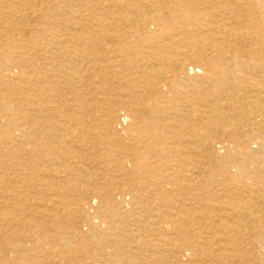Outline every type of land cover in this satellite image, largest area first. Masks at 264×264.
Masks as SVG:
<instances>
[{"label": "rangeland", "instance_id": "rangeland-1", "mask_svg": "<svg viewBox=\"0 0 264 264\" xmlns=\"http://www.w3.org/2000/svg\"><path fill=\"white\" fill-rule=\"evenodd\" d=\"M26 1L30 0H0V264H264V230H259L264 227V215L258 213L259 228L249 229L246 222L228 218L220 210L229 204L245 207L244 196L250 192L260 201L249 203V207L257 211V208L264 207L261 204L264 201V137L257 132L248 139L243 129L235 136L231 133L216 136L210 131L213 144L209 146V142L205 145L202 157L196 156L197 153H185L189 161H182L183 158L176 153L157 152L156 145L163 141L144 140L148 149L141 148L143 142L137 140L139 136L135 125L151 127L146 118L135 125L131 121L119 120L115 124L119 136L114 140H105V134L112 132L108 121L113 118V104L126 99L125 85L115 80L104 81L99 73L91 69L93 61L89 57L78 63V76L94 75L95 86L84 88L85 82L67 86L68 94L63 85L64 72L76 64L71 58V49L62 46L59 41L67 39L68 45H71L75 42L74 37H83L89 44L88 50L96 51L97 44H107L108 41L92 32L90 25L111 30L110 17L112 14L118 17L117 8L113 9L106 0L38 1L34 2L35 15L25 14L27 28L22 29L12 17L14 7H19L16 2L25 5ZM104 4L108 6L107 11L103 8ZM243 11L246 13L245 9ZM253 11L256 14L254 19L245 17L244 21L249 20L247 26L259 32L257 29H262L264 25V5L254 0ZM144 13L145 20H148L150 14ZM120 29L122 31L124 27ZM154 29L152 26L150 31ZM127 30L132 36L140 35L139 30L129 29L128 25ZM255 35L259 42L261 34ZM143 38L147 36H142L141 40ZM249 42H252L250 38ZM129 43L135 46L133 41ZM105 55L101 53L96 57L104 60ZM244 63L242 70L236 67L230 70L236 80L232 90L236 87L235 91H240L244 87L263 86L264 68L260 70L261 74L256 69L261 65L252 64L249 59ZM237 77L246 83H238ZM120 87L116 90L119 97L112 98L107 94L108 90ZM203 89L207 91L203 97L194 91L189 99L195 114L206 116L204 107L212 102L217 93L215 89ZM232 90L227 87L226 93H234ZM74 97L91 102L86 105L79 103L76 107L85 119L76 120L78 125L72 127V137L79 143L67 148L78 165V172L71 173L64 159H57L55 166L48 163L51 156L46 149L48 147L42 144H52L53 139L48 134V123L43 114L46 115L48 109L53 111L57 108L59 112L69 103L75 104L72 101ZM165 97L166 102H172V95ZM91 126L94 129L90 130ZM24 130L31 132L30 138L25 136ZM125 130L134 133L128 137ZM203 132L208 131L204 128ZM92 137L95 139L92 140ZM187 140L191 142L193 139L188 138L184 142ZM138 152L143 155L136 157ZM145 157H148L149 164L158 167L156 170H160V174L176 173L177 181H180L183 172L190 175L188 185L193 194L190 196L183 191L180 197L178 191H171L170 185L166 186L167 183L158 180H153L151 185L142 184L137 178L148 172L143 167L144 163L148 165ZM119 168L129 175L124 177L125 183L120 178L113 185L111 179L116 180L120 176ZM201 169L204 171L202 175ZM60 171L62 175H76L81 180L80 186L63 184ZM131 180L134 184L130 183ZM180 183V186L185 184ZM128 190L132 192L128 193ZM97 192L110 196L114 194L111 199L101 197ZM121 192L125 195H118ZM224 195L228 196L227 200L222 199ZM60 202L66 207L57 205ZM170 212L179 216L177 226L169 220ZM237 224L242 229L236 232H228L224 228ZM178 232L181 233L180 238ZM180 239L195 242L198 248L195 250L199 251L196 254L194 251L182 253L184 249H179L178 245L183 243Z\"/></svg>", "mask_w": 264, "mask_h": 264}, {"label": "bare ground", "instance_id": "bare-ground-1", "mask_svg": "<svg viewBox=\"0 0 264 264\" xmlns=\"http://www.w3.org/2000/svg\"><path fill=\"white\" fill-rule=\"evenodd\" d=\"M38 1L43 2L46 0H30L26 1L25 5L16 2L19 4V7H14V17L12 18L13 21L18 23V25L22 26V29L27 26L26 22L28 20L25 18V14L31 15L33 13L34 2L36 3ZM62 1L63 0H61V2ZM123 1L106 0L113 9L117 8L116 12H118V17L114 14L110 17L111 30L109 29L106 31L105 29L99 28V25H90L92 32L98 37L108 41L107 44H103L105 42L97 44L98 48L95 47L96 51L92 49L88 50L89 44L85 42V38L83 37H74L73 40H75V42L71 45H68L69 42L67 39L59 41L62 46L71 49L69 52L72 56L71 58L73 62L76 64V66L68 67L64 72V84H62L65 85L64 89L68 90V94L69 88L67 86L73 87L78 84L80 85L82 82H85L84 88H86V86L90 88L95 86V82L92 80V78L95 77L94 75H85L84 77L78 76L80 72L78 63H83L89 57H91V60L93 61L90 64L91 69L94 72L99 73V76H102L103 80L105 79L104 81L108 80L113 82L115 80L117 83L122 82V84L125 85V89L123 90L127 91L125 92L126 95H124V98L126 99L122 102L117 101V103L115 102L113 104V118L111 117V119H109L110 121H108V123H111L112 127L109 129L112 130V132L108 131V133L105 134L103 137L105 140H114V138L119 136V132L115 127V124L118 123L119 120L131 121L132 123L134 122L133 125H135L139 124L144 118H146L147 121L151 122V127L141 128V126L135 125L139 136L137 137V140L138 142H143L141 148L148 149L144 140L152 142L163 141V143L160 142L159 145H156L155 149L158 150L157 152L165 154L176 153L183 158L182 161H189L190 159L185 157L184 154L191 155L192 153H197L196 156H201L204 152L205 145L209 144V142L211 143L209 146L213 144L210 141L212 134L223 136L231 133V135L235 136L240 134L243 129L246 130V133H244L248 139L253 138L257 132L264 137V85L261 86L259 82L254 79V82L259 84L260 88L254 85L252 87H244V89L240 91H235L238 87L234 90L232 89L235 87L236 80L235 77H232L230 74V70H232L233 67L241 69L245 64L244 62L246 59H249L252 64L261 65V68H256L258 69L257 73L264 68V25H262V29H257L258 27L255 28V30L257 29L259 32H254L252 29L253 27L247 26L249 20H246L247 22L244 21L245 17L253 18L254 15H256L254 11L252 12L254 0ZM259 4L264 5V0H259ZM104 5L103 8L107 11L108 9H106V7L108 6H106V4ZM37 6L38 5H36V7ZM243 9L246 10V13H244ZM144 12L150 14L151 17L148 20H145L146 15ZM243 13L245 15H243ZM28 18H30V16H28ZM250 20L252 21V19ZM262 22H264V20ZM127 25L129 29H135L137 32L139 30L140 35L132 36L131 32L127 30ZM252 25H254V23H252ZM152 26L155 28L154 31H150ZM123 27L124 30L121 31L120 28ZM254 27L256 26L254 25ZM42 28L43 27H41V29ZM24 30L23 32H25ZM259 33L262 38L258 42L255 34ZM142 36H147V38L141 40ZM249 38L252 42H249ZM129 41H133L135 46H131L132 44H130ZM101 53L106 54L104 60L96 57V55ZM93 64L96 66L92 67L91 65ZM251 77L252 79L254 78L253 75H251ZM237 78L238 83H246L242 78ZM204 87H207V89H215L217 96L213 98L212 102L204 107L205 109L203 111L206 116L201 114L196 115L193 104H191L192 102L189 98L193 96L194 91L199 97H203L204 93L207 92L203 89ZM227 87L231 88L234 93L227 94ZM119 89H121V87L112 88L111 90H108L107 94L112 98H117L119 97V94H117L116 90ZM70 94H72L71 91ZM166 95H172V102H166ZM178 97H181V99H178ZM72 101L75 102L76 106H74L75 104L70 105L69 103L70 106L67 105L66 107H62V111L60 110L58 112L57 108L53 109V111L48 109L47 114H43L44 119H46L48 123L47 131L50 132L48 134L53 139V142L52 144L47 145L46 143H43L42 145L45 148L48 147L46 149L51 156L48 162L50 165L55 166L57 159H64L65 164L68 163V166L71 168L70 172L75 173L78 172V165L75 164L74 161L76 158L70 154L67 148L79 143L72 137V127L77 124L76 120L83 121L81 117L85 119V115L83 117L80 110L77 111L76 107H78L79 103L86 105L85 103H90L91 101L89 100L86 102V99L82 97H74V100ZM236 103L239 104L240 107L237 105L235 106ZM156 106L158 107L157 110L155 109ZM115 109H117V112H115ZM152 113H154V115H152ZM195 116H197V119H194ZM256 127H258L257 130L255 129ZM204 128L207 129V133L203 132ZM92 129L94 128H90V130ZM24 131L25 136L30 138L29 135L31 132L29 133L28 130ZM125 133L130 137L134 132L127 130ZM194 137L198 139L194 140ZM188 138H192L193 140L191 142L189 140L184 142V140ZM91 139L94 140L95 137H92ZM135 140L136 138L133 139V141ZM262 144H264V142ZM136 154V157L143 155L139 152ZM207 154L209 155V153ZM145 158L148 165L144 163L143 167L145 170H148V172L143 177L137 178L142 184L151 185L153 180H158L162 183H167L166 186L170 185L172 189L171 191H178L177 193L180 197H182L183 191H187L190 196L193 194V189L188 185V179L190 180L191 178L190 175H187L184 172L181 174L179 180L185 184L180 186L181 183L179 184L180 181H177L176 173L169 172L164 175L160 174L161 171L156 170L158 167L149 164L148 157ZM182 161L181 167L183 166ZM117 171L120 172V176L116 178V180L111 179L113 185H115L117 179L120 178L125 183V180L123 179L125 176L129 175L127 172L122 171V168H119ZM200 171V174L202 175L204 171L202 169ZM59 173L62 178V183L66 184V186H80L81 180L76 175L74 176L69 173L62 175L63 173L61 171ZM192 180L193 179H191V181ZM194 180L198 182V179ZM130 183L134 184V180H131ZM102 185L106 186L105 184ZM177 185L181 188H176ZM131 192L132 190H128V193ZM113 194L110 196L108 193L97 192V195L111 199ZM84 195L85 194H83V197ZM118 195L123 196L125 193L121 192V194ZM132 196L134 198L136 197L134 195ZM237 196H240V194ZM222 197V199H228V196L226 195ZM244 198L246 200L244 204H247L245 207L240 208L237 205L233 206L232 204H229L225 207H221L220 210H222L228 218L231 217L232 219L235 218L241 222H246V224L250 226L248 227L249 229H257L260 227V221L257 216L258 213L264 215V211H259L264 209V207L257 208L258 211L249 207V203H255L256 200L260 201V198L253 197L251 192L245 195ZM81 200L85 201L84 199ZM184 200H190V198H185ZM60 203L57 205L66 207L65 203ZM261 204L264 206L263 200ZM171 213L172 212L168 214V218L177 226L179 216ZM254 216L257 222H253L255 221L253 218ZM224 228L228 230V232L231 230L236 232L239 229H242L238 224L235 226L226 225ZM259 230L263 231L264 227H261ZM180 235L181 233L178 232L177 236L179 238ZM228 241H232V239H228ZM180 242H183L182 244H178L179 249H184L182 253H185L186 251H194L196 254L199 251L197 250V245H194L196 244L195 242L193 244L185 239H180ZM11 244L10 246H12ZM171 245L176 247L174 244ZM195 248L197 249L195 250Z\"/></svg>", "mask_w": 264, "mask_h": 264}]
</instances>
